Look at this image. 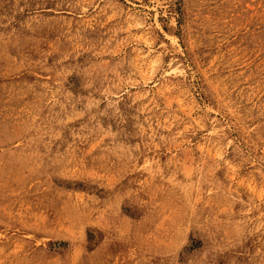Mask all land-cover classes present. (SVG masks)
Listing matches in <instances>:
<instances>
[{"label": "rangeland", "instance_id": "rangeland-1", "mask_svg": "<svg viewBox=\"0 0 264 264\" xmlns=\"http://www.w3.org/2000/svg\"><path fill=\"white\" fill-rule=\"evenodd\" d=\"M0 264H264V0H0Z\"/></svg>", "mask_w": 264, "mask_h": 264}]
</instances>
